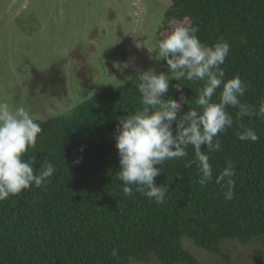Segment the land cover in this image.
<instances>
[{
	"label": "trees",
	"instance_id": "16d2710c",
	"mask_svg": "<svg viewBox=\"0 0 264 264\" xmlns=\"http://www.w3.org/2000/svg\"><path fill=\"white\" fill-rule=\"evenodd\" d=\"M182 23L197 27V36L208 46L220 40L230 44L221 65L225 79L238 74L247 82L241 100L258 110L264 100V0H171L159 40ZM159 65L168 69L162 59ZM138 75L105 86L68 115L36 118L42 132L24 158L35 157L34 170L47 159L56 172L46 187L32 186L0 201V264H147L151 259L202 264L184 249L182 237L229 261L219 247L221 238L246 244L264 234V119L237 120L236 108L227 109L233 126L219 134L222 148L211 153L214 175L207 186H199L195 163L185 167L195 159L189 145L187 157L165 161L154 178L157 186L168 185L164 204L134 186L132 196L124 194L115 130L119 117L142 107L135 87ZM201 87L200 81L170 79L164 99L180 101L183 96L187 101L181 103L178 120L196 107ZM241 123L253 128L259 140H239ZM175 126L173 122L174 131ZM229 159L236 170L232 200L215 183Z\"/></svg>",
	"mask_w": 264,
	"mask_h": 264
},
{
	"label": "rangeland",
	"instance_id": "374dc122",
	"mask_svg": "<svg viewBox=\"0 0 264 264\" xmlns=\"http://www.w3.org/2000/svg\"><path fill=\"white\" fill-rule=\"evenodd\" d=\"M170 4L0 0V102L23 106L35 119H44L70 114L90 92L133 73L153 69L168 74L169 68L159 65L157 44L165 35L161 26ZM181 242L202 264H264V234L246 244L222 238L219 247L229 261L188 237ZM152 260L148 263L160 264Z\"/></svg>",
	"mask_w": 264,
	"mask_h": 264
},
{
	"label": "clouds",
	"instance_id": "9594fccd",
	"mask_svg": "<svg viewBox=\"0 0 264 264\" xmlns=\"http://www.w3.org/2000/svg\"><path fill=\"white\" fill-rule=\"evenodd\" d=\"M198 31L195 26L183 23L177 25L157 44L158 59L166 61L170 72L156 73L149 69L140 72L135 78L142 107L119 117L115 130V147L120 165L117 175L123 182L126 196L133 195L134 186L136 192L143 193L158 205L164 204L169 193L168 185L157 186L154 178L161 173L165 161L187 157L189 145L193 146L195 159L185 164V167L189 168L195 163L199 186H207L213 181L214 175L210 163L211 153L222 148L219 134L233 126V117L227 109H238L237 120L246 116L264 119V100L258 110L241 100L250 85L238 74L225 79L221 65L229 55L230 44L220 40L208 46L200 41ZM182 78L203 82V87L196 90V107L189 108L178 120L181 103L187 101L183 96L180 101L165 100L164 94L168 92L170 79ZM218 88L221 91L217 102L213 97ZM173 122L176 124L175 131ZM239 127V140H259L253 128L242 123ZM41 132L40 124L23 106L14 107L7 102H0V201L32 186L46 187L56 172L47 159L39 170H34L35 157L24 158L28 150L35 147ZM202 145L206 146V151L201 150ZM235 175L234 162L229 159L223 170L215 176V183L225 189L224 197L227 200L234 197ZM117 254L118 250L114 248L112 255Z\"/></svg>",
	"mask_w": 264,
	"mask_h": 264
}]
</instances>
